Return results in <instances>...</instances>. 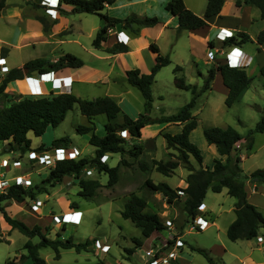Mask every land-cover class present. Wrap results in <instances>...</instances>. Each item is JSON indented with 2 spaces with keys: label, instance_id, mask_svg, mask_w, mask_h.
Returning a JSON list of instances; mask_svg holds the SVG:
<instances>
[{
  "label": "rangeland",
  "instance_id": "rangeland-1",
  "mask_svg": "<svg viewBox=\"0 0 264 264\" xmlns=\"http://www.w3.org/2000/svg\"><path fill=\"white\" fill-rule=\"evenodd\" d=\"M8 2L10 3V8L13 9L21 3V0H8ZM26 2L27 4L24 6L23 14L18 18L17 25L14 18L6 19L3 17V9L1 10V36L8 37L9 39L13 38L18 26L21 29L27 27L25 24L27 17L39 18V16H43L47 23L51 25L48 34L54 33L61 37H64V34L74 29L73 23H76V31L74 34L67 35V39H74L73 36H79L83 45L66 43L63 45L65 46L64 49L71 48L72 51L84 56L90 63L97 64L93 58L94 61L90 60V55L87 51L83 50V48L87 47V50L88 48H92L91 44L96 36L97 27L103 23L98 14L77 12L69 15L59 14L56 15V17H52L54 15L48 12L45 7L47 4L44 3L43 0H32V2L26 0ZM58 2V0H53L54 4L52 3V5L57 6ZM60 7L62 8V5ZM63 8L69 9L70 7L65 4ZM54 20H57V22L53 24ZM27 28H30L29 31L31 33H36L38 31L37 25L35 24H30ZM186 34L185 30H182L176 33L172 38L170 35H166L164 38L160 39V44L165 50L164 54H168L172 61L159 70L156 75V81L152 85L154 101L150 113L151 116L175 113L191 100L193 96L192 90L179 88L175 84L174 68L177 64L182 66V71L179 72V75L183 76L187 82L196 84L198 90L204 84V76L200 74V71L206 74L209 64L207 65L205 63L204 54L199 63L196 64L193 61L190 57V39ZM7 48L10 49V45L0 41V56L5 54ZM41 48L42 46L39 45L35 49L32 46L26 47L21 52H16L13 58L19 60L23 57H29V55L32 54L36 55L39 53L40 55L42 51H46ZM208 48L209 46L206 42H201L197 46V50L205 54H207ZM15 50L16 49H14V51ZM57 51H60L59 47ZM48 55H50V53ZM147 56L150 57V59L145 58V55L141 56L145 63L148 62L149 64V62H155V54L152 51H150ZM208 58L212 60L210 57ZM4 65L7 66L8 69L12 68L9 62L2 65L0 64V84L7 74V71L4 70ZM142 65L145 67L143 63ZM59 72L60 71L46 74L48 75L47 81L46 83H42L44 86H41L40 82H38L39 79L37 76L40 74L39 72L34 73L32 76L33 78L26 79L25 77L10 82L7 89L0 93V109L9 105L20 96L36 97L49 95L51 90H53L54 93H59V90H63V88H57L55 90L51 82H49L50 79ZM251 77H253L251 86L244 91L245 93L232 106L226 105L225 92L217 83H215L211 91L206 92L205 90L197 97V104L195 106L197 108L194 111L196 112L199 123L197 128L192 131L190 137L202 150L204 162L207 165H211L215 158V150L207 146L209 143L204 135L205 127H224L232 125L240 133L246 135L251 129L256 127L261 119L264 110V79L260 75L259 70H256ZM44 78L46 79V77ZM35 82L38 83L39 86H37ZM59 82L61 81L59 80ZM78 84L76 83L74 86L75 94L79 97L88 99L105 95H117L123 91L122 85H116L112 81H110V83L80 82ZM131 88L132 91L129 93L131 103H120L122 107V112L119 115L120 119L125 113L132 116L137 115L136 109L139 104L142 105L144 109L145 98L140 89L132 85ZM32 89L35 91L39 89L42 93L33 94ZM64 91H66L65 88ZM142 100L143 103H141ZM106 121L107 116L104 113L95 117V131L99 135H104ZM82 124H88V119L82 114L78 104H75L73 109L67 113L66 118L58 126H50L41 136H36L30 131L28 136L33 141L32 146L34 148L42 145L46 148H50L48 152L51 154H53L55 149V147L51 145L52 141L67 136L70 138L68 144L69 148L78 146L77 148L81 150L80 156L90 157L94 155L95 147L89 141L90 134H81L77 131V127ZM160 125L162 126V124H147L143 131L142 141L137 138L133 139L129 137L130 135L127 133L126 140L128 143L126 147L130 148L134 142H141L144 146V151L146 149V155L144 154V157L150 163H152L154 159H167L170 156L169 152L177 154L178 151L174 148H169L167 140L160 135V130L158 131L157 128V126ZM168 128L169 132H175L174 130L176 127L174 125ZM157 132L158 135H156ZM150 136L153 137V139L156 137V140L154 139L156 142L146 138ZM254 137L253 148L248 149L244 143L242 144L241 166L244 174H250L258 168H264V131L256 132ZM8 147V143L0 141V180L6 179L8 181H13L17 175H30L34 184H40L42 180L48 176L50 171L49 168L53 164L52 158L46 161L40 159L38 154L33 158L31 157L32 150L26 151L25 153H21L20 150L6 151ZM109 155L110 158L108 163L111 166L117 165L121 155L119 153ZM125 157L134 163L130 166H120V179L114 187L107 186L109 175L105 172L99 173L97 169L93 168V174H85L91 178H98L103 184L94 197L88 198L80 195L79 179H77L76 176H71L57 183L55 187L46 185L49 192L38 194L37 196V199L42 201L39 209L33 208V204L37 199L31 198H26L23 202L12 201L7 206V210L13 216L22 219L27 224L33 226L39 223L44 228L48 227L45 231L51 238L66 239L72 236L75 242L90 241L88 249L82 250L81 252L76 251L74 248L61 249L60 258L56 257L55 250L50 246L42 247L40 249V255L45 258L47 264H149L146 250L163 245L165 250L164 254H167L166 250H168L169 245L166 246L164 244L168 238L172 237L174 232H178L177 234H180L181 238L185 241L183 249L178 250L180 256L177 259L181 257L178 262L183 259L184 264H211L204 254L196 250L197 248H201L208 252L216 264H263L261 261L264 260V254H262L264 251L262 252L258 249V237L233 241L229 239L227 235L226 226L234 215L233 209L236 202V198L228 193L227 188H224L221 192H214L209 189L203 205L205 215L208 217L210 224L204 230L193 229V218L184 210L183 201L177 200L176 204L168 203L163 193L154 191L144 184L146 178L151 177L155 182L163 181L174 185L180 179L181 173H185L187 170L178 167L176 174L169 177L157 171L155 168L148 173L139 168L138 161L130 154H125ZM3 159L9 161L8 166L2 164ZM17 159L21 160V165L14 164V161ZM194 162L197 163L196 160ZM181 165L184 166L183 164ZM248 182L247 180V188H249ZM179 184L185 187L183 181L179 180ZM261 184L257 194L251 197V199H253L255 205L264 213V183ZM133 191L148 199L150 202L148 207L150 209L153 207L155 210L159 208L162 211H169L167 217L170 216L169 218L172 220V229L166 225L167 220H165L167 228L155 231L147 238L143 236L141 228L136 226L131 219L123 217L121 210L124 208L126 200ZM75 201L80 204L84 211L80 221L78 223L59 222L58 218L62 219L65 211L74 209L73 204ZM211 211H213V213H211ZM55 215H57L58 218H56ZM79 217V214L67 215L69 219H79ZM163 218L165 219L166 216ZM212 218H217L216 225H212ZM5 221V218H3L0 212V237L5 240L0 241V264H6L9 260H15L16 264H30L29 259H20L22 254L28 253L24 245L29 237L18 229H12V227H8L7 230L4 227L6 224ZM261 235H264V227L260 230L259 236ZM134 237H139L143 240L142 246H136L133 241ZM32 239L34 242L40 241L39 236H35ZM101 244L110 245L109 251H104L100 248L99 245ZM131 248L134 249L133 252H130ZM177 259L169 262H161L160 264H179L175 262Z\"/></svg>",
  "mask_w": 264,
  "mask_h": 264
},
{
  "label": "trees",
  "instance_id": "trees-1",
  "mask_svg": "<svg viewBox=\"0 0 264 264\" xmlns=\"http://www.w3.org/2000/svg\"><path fill=\"white\" fill-rule=\"evenodd\" d=\"M28 1L32 2V0ZM59 1L72 5L71 9L60 8L61 15L86 12L98 14L101 17L103 25L94 38L93 44L97 48H104L110 53L126 52L128 51V46L123 42L111 41L108 47H103L102 42L109 40V29L120 24L124 29L138 31L143 27L154 26L160 22L158 16H138L134 14L126 18H118L104 14L102 12L103 9L107 5L115 3L116 0ZM242 1L259 7L261 17L264 19V0ZM224 2L225 0H208L203 16L191 10L184 0H169L165 4V8L177 17L178 31L180 32L182 30H196L206 26L208 18L221 12ZM238 3L240 4L241 0H238ZM5 5L6 0H0V13ZM38 19L43 23L44 30L49 31L51 25L47 23L45 18L39 16ZM56 22L57 20H54L53 24ZM240 37L242 42L250 39L249 35L244 32L240 34ZM234 41V37L228 38L225 41V45H230ZM257 41L261 45L259 49L264 48V29L258 34ZM209 45L214 46L215 44L210 40ZM149 49L155 54V63L149 72H143L140 68H132L126 71L128 81L139 88L145 98V110L135 118L125 113L120 119L119 115L122 112V108L117 100L110 95L88 99L79 97L69 91L54 93L51 90L49 95L36 97L20 96L9 105L0 109V141L8 143L9 147L6 151L20 150L21 153L29 150L38 153L49 151L50 148L42 145L34 148L28 133L32 131L36 136H41L50 126H58L75 104H78L80 111L88 119V124L79 125L77 131L81 134H90L89 141L95 147L93 156L57 160L55 165L49 168L48 176L40 184H34L33 181L29 186L13 183L7 190L0 192V212L5 220L11 225L12 229H18L29 237L24 245L28 253L22 254L20 259H29L30 264H47L45 258L40 255L42 247L50 246L55 250L56 257L60 258L61 249L74 248L76 251L81 252L88 249L90 241L75 242L72 236L66 239L51 238L45 231L48 227L44 228L39 223L31 226L22 219L13 216L7 210V206L12 201L23 202L26 198L37 199L38 194L49 192L46 185L55 186L57 183L62 182L66 176H76L79 179L80 195L88 198L94 197L103 184L98 178L86 176L87 170L95 168L99 173H107L109 175L107 186L114 187L120 179V166H130L134 163L125 157L127 153L138 161L141 170L148 173L152 168H155L164 175L171 176L183 164L189 171L185 187H172L167 182H155L151 177H147L144 184L154 191L163 193L168 203H174L183 194L185 196L183 201L184 210L192 218L199 213V207L203 203L209 188L214 192H221L224 188H227L228 193L236 198V218L227 230L229 239L233 241L252 239L260 235V230L264 227V213L249 201L245 183L248 179L252 182H264V168H258L250 174H244L241 166V153L243 143L248 149L253 148L254 134L264 131V110L256 127L251 129L246 135L240 133L232 125L227 127L207 126L204 128L207 142L214 144L221 156H226L225 161L222 158H216L212 166H204L202 150L190 137L191 132L199 123L197 116L192 114V108L196 105L197 97L211 86V82L218 72L221 73L223 82L229 90L225 100L227 106H232L244 91L251 86L253 77L248 74L245 66H230L225 61H218L217 64L211 66L207 79L198 90L196 84L187 82L183 76L179 75V72L182 71V66L177 64L174 68L175 84L182 89H191L193 96L179 111L168 115L164 114L160 117H153L150 114L154 101L152 85L159 70L163 66L170 64L172 60L168 54L165 55L160 51L158 44L155 42L150 44ZM83 64L82 58L70 52L64 53L55 61L46 57L32 58L26 61L22 67L15 66L7 71L4 80L0 84V93L7 89L10 82L31 77L36 72L40 74L54 73L67 67H81ZM25 69L27 72H25ZM260 75L264 79V66L260 69ZM102 113L106 114L107 121L105 123V134L99 135L95 131L94 119ZM154 123H180L184 124V126L179 132H161V135L167 140L168 147L176 149L178 153L169 152L170 156L167 159H154L150 163L144 157L143 144L134 142L130 148H127V138L121 132L127 130L129 137L140 140L143 128L147 124ZM69 141L70 138L64 136L54 139L51 145L55 148H67ZM108 153H119L121 155L117 165L111 166L108 161H102L103 156ZM192 157L199 164V168L194 165ZM75 205L76 203L74 202V208H76ZM147 206L148 199L133 191L126 200L121 214L123 217L131 219L136 226L141 228L143 236L148 238L153 232L166 229L167 226L160 219L157 212L146 211ZM35 236H39L40 241L34 242L32 238ZM0 241L5 240L0 237ZM133 241L137 247L142 246L143 240L141 238L134 237ZM196 250L204 254L209 263L216 264L214 259L204 249L197 248ZM133 251L134 249L131 248L130 252ZM6 264H16V262L15 260H9Z\"/></svg>",
  "mask_w": 264,
  "mask_h": 264
},
{
  "label": "crops",
  "instance_id": "crops-1",
  "mask_svg": "<svg viewBox=\"0 0 264 264\" xmlns=\"http://www.w3.org/2000/svg\"><path fill=\"white\" fill-rule=\"evenodd\" d=\"M168 1L169 0H116L115 3L107 5L103 9L102 12L112 17L126 18L134 14L138 16H158L160 19V22L154 26L143 27L138 31H134L132 29H124L123 27H121L120 24L117 25L116 27L111 28L112 31L109 34L110 41L112 42L119 41L117 36H118V33L121 31H124L125 37H122L123 35L122 36L120 35V38L127 39V37H129L127 42L125 43L128 46V51L110 53L106 51V49L104 48H97L93 44V41H92V44H91L92 48L90 49L88 48L87 50V47H86V48H83V50L87 51L91 57L90 60L91 61L95 60L97 64L90 63L84 56L80 55L79 53L75 51H72L71 48L64 49L65 46L63 45H65L66 43H76L80 46L83 45L79 36H73L74 39H71V38L67 39L68 37L67 35L74 34V32L76 31V28H75L76 23L75 24L73 23L74 29H72L67 34H64V37H61L60 35L54 34V33L48 34V31L44 30L43 23L36 17H27L25 21V24L27 27L30 24L37 25L38 31L36 33H31L29 31L30 28L28 29L26 27L25 29H21L18 26L17 31L15 32L13 38L9 39L8 37L0 35V41L10 45V49L7 48L5 51V54L0 56V63L6 64L7 62H9L12 67H15V66L21 67L25 64L26 61L32 58L46 57L52 61H55L64 53L70 52L82 58L84 61V64L81 67H77V68H68V67L64 68L62 69L63 71L60 70V72L54 76V77L71 76L73 79V82L70 85L66 84V85H63L62 87H59V88H63V90L62 89L59 90L60 92H63L65 88L66 91L73 92L75 94L74 86L76 85V83L78 84L80 82L110 83V81H112L116 85H119V86L122 85L123 91H121L117 95H110V96L114 97L119 104L122 102L131 103V100L129 99V93L130 91H132V88H131L132 84L127 79L126 71L131 68H140L143 72H148L155 62L152 61L151 63L149 62V64L148 62L145 63V61L142 60L141 56L145 55L146 56L145 58L150 59V57L147 56L148 53L151 51L149 49L150 44L152 42H155L156 44H158L160 51L164 54L165 50L160 44V39L164 38L166 35H170L172 38L176 33H179L177 17L172 12L168 11L165 8V4ZM184 2L191 10H193L198 15L203 16L205 14L208 0H184ZM44 3L47 4L48 7L45 6L47 9L51 6H55V5H52L53 0H45ZM26 4H27L26 0H21V3H19L18 6L11 9L10 3L8 2V0H6V5L3 8L2 16L5 17L6 19L14 18V21L16 22V25H17L18 18H20V16L23 14V9ZM52 17H56V16H52ZM102 25L97 27V30H96L97 33L102 27ZM263 29H264V19L261 17V10L259 9V7L252 5V4H246L242 0L240 4L238 3V0H225L221 12L213 17L208 18V24L206 26L196 29V30H185V33H187L186 34L187 37L190 39V45H189L190 50H191L190 57L197 64L199 63L202 55L204 54L205 63L207 65L209 64V68L206 74L202 73L201 71H200V74L203 75L204 80H206L211 66H213L214 64H217L218 61L226 62V58H227L226 52L229 51L233 47H238L242 49V52H243L239 65L245 66L248 74L252 76V74L256 70L260 71L261 67L264 66V48L259 49L261 45L257 41L258 34ZM225 32L230 33V36L228 38L234 37L235 41L231 45H223L224 46L223 51L217 54L214 60H210L207 54H205L204 52L200 53V51L197 50V46L201 42L208 43L209 48H210V45H209L210 40L213 41L214 44L217 43V45H219L221 41L217 39V35H223L225 34ZM242 32L247 33L249 35L250 39L248 41L246 42L241 41L240 34ZM110 41H109V45L111 44ZM38 45L42 46L41 49H45L46 51H42L40 55L39 53H37L36 55L32 54V55H29V57H23L19 60L13 58L16 52H21L24 48L29 47V46H32L35 49L37 48ZM58 47L60 51H57ZM209 48L207 49V52ZM14 49L16 50L14 51ZM49 53L50 55H48ZM1 58H5V60H2ZM142 63L144 64L145 67H143ZM47 76L48 75H45L44 77L47 78ZM71 77H69V80ZM155 81H156V77H155ZM42 83L43 82H40V85L44 86ZM215 83L221 86V88L225 92V96L227 97L229 90H228V87L224 84L223 78L220 72L216 74L215 78L211 82V86L206 90V92L211 91L214 88ZM61 85H62L61 82H59L58 80L57 86H61ZM57 88L58 87H55V90ZM141 103H143V100ZM139 105L136 109L137 115H133V116L130 115L131 117L135 118L140 113L144 112L145 105H144V109L142 105L140 106ZM195 106L192 108V114L197 116L196 112L194 111L197 108ZM153 117H160V116H153ZM154 124L159 125L158 123H154ZM173 125L176 127V129L174 130L175 132L181 131L184 126V124H180V123L162 124V126L161 125L157 126L158 131L160 130V135H161V132L168 131L169 129L168 127H172ZM224 127H227V126H224ZM144 128L142 130V137L140 138V141H142L143 139ZM156 135H158V132ZM146 138L152 139L151 141H154V139L156 140V137L154 139L151 136L146 137ZM207 146L208 148H213L215 150V158L213 159L210 166L213 165L214 160L216 158H222L224 161L226 160V156H221L218 153L217 148L214 144H209ZM144 153L146 155V149ZM192 160H193L194 165L197 168H199V164L194 162L195 160L193 157H192ZM203 164L204 166L207 165L204 162V160H203ZM180 167L185 168L187 170L185 173L182 172L180 175L179 180L184 182L186 181V177L189 174V171L186 167L182 165H180L179 168ZM152 169L150 171H152ZM177 170L178 168L175 170V172L172 175H175ZM67 177H71V176H66L65 178ZM179 180L176 184L174 185L170 184V185L172 187L181 186L179 184ZM248 181H249L248 183H249V188H250L249 189L246 187V190L248 193V199L250 202L255 204L253 199H251V197L257 194L258 189L260 188V185H262L261 183H264V182H252L249 179ZM55 186H51V187H55ZM184 199H185V196L182 194L179 200L184 201ZM176 202L177 201H175L173 204H176ZM149 205H150V202L148 201V206ZM75 206L76 208L72 209L71 211L80 210L82 211V214H83L84 211L82 207L80 206V204L76 202ZM148 206L145 210L151 211V212H157L158 215L160 216V219L163 222H165V220L170 219L169 218L170 216L167 217V214L169 213V211L167 210L162 211L159 208L158 210H155L153 207L150 209ZM233 210H234V215L232 219L229 221L228 225L226 226L227 230H228L229 225L236 218L235 206ZM66 212L68 211H65L64 213ZM211 213H213V211H211ZM163 215L166 216L165 219L163 218L164 217ZM211 221H212V225L217 224V218H212ZM5 222L6 224L4 227L8 230V227H11V225H9L7 221ZM261 236L263 237L264 235H261ZM257 240L259 241L258 249L263 252L264 251V248H263L264 237L262 240H259L258 238ZM262 254H264V252ZM179 259H177V261L175 262H178ZM261 262L264 264V260H262ZM178 263L184 264L183 259L182 261H179Z\"/></svg>",
  "mask_w": 264,
  "mask_h": 264
},
{
  "label": "built area",
  "instance_id": "built-area-1",
  "mask_svg": "<svg viewBox=\"0 0 264 264\" xmlns=\"http://www.w3.org/2000/svg\"><path fill=\"white\" fill-rule=\"evenodd\" d=\"M43 1H45V0H43ZM65 4L70 7L69 9L72 8V5H70L68 3H64V2L61 3L59 1L57 6H51L47 10L49 13H51L54 16L59 15L60 14V8H61L60 6L62 5V8H63V6H65ZM65 9H67V8H65ZM111 31H112V29H109L108 33L110 34ZM120 35L121 36L123 35L122 37H125L124 31L119 32L117 38L120 42L126 43L129 37H127V39H124V38H120ZM229 36H230V33H228V32H225V34H223V35H217V39H219L221 41V43H219V45H217V43H216L214 46H210V48L207 52V56L210 57L212 60H214L216 58V55L219 54L221 51H223V48H224L223 45H225V41L228 39ZM102 45H103V47H108L109 41L108 40L103 41ZM238 49H240V48L233 47L229 51L226 52V56H227L226 62L230 66H237L240 64L243 52H242V49H240V50H238ZM2 60H5V58H3ZM3 67H4L5 71L9 70L7 66L4 65ZM45 75L46 74H39L38 75V79L40 78L39 82L46 83L47 78L46 79L44 78ZM69 77H71V76L53 77L50 79L49 82H51V85L53 88H55L57 86L58 80L63 82L62 83L63 85H66V84L70 85L73 82V79L71 77L69 80ZM30 78H33V77L32 76L26 77V79H30ZM35 84L37 86H39L38 83L35 82ZM32 93L33 94H41L42 92L39 91V89H37L36 91L32 89ZM121 133L123 136L127 137V133H129V132L127 130H123ZM37 154H38V157L40 159H43L46 161L50 160L52 158V163H53L52 165H55L57 160H61V159H65V158L79 157L81 155V150H79L77 147H73V148L56 147L54 149L53 154L49 153L48 151H46L44 153H38V152L33 151V150L31 151V155H32L31 157L35 158L37 156ZM109 154L110 153L104 155L102 158V161L107 162L110 158ZM2 164L4 166H8L9 161L7 159H3ZM14 164L15 165H21V160L20 159L15 160ZM87 174L88 175L93 174V170L88 169ZM13 183L29 186V185H31L32 180H31L30 175H17L15 180H13V181H8L6 179L0 180V192L7 190L8 187ZM184 183H185L184 185L186 186L187 182L184 181ZM41 204H42V201L40 199H37V201L33 204V208L39 209V206ZM199 210H200L199 213L193 218L192 228L197 229V230H204L209 226L210 221H209L208 217L205 215L203 203L200 205ZM201 211L204 213H202ZM70 214H79L80 217H79V219H69V218H67V215H70ZM55 217L58 218L57 215H55ZM81 218H82V211L74 210V211H68V212L64 213L63 218L62 219L58 218V221L59 222L63 221V223H66V222L78 223ZM166 225L169 228H171L172 220L168 219L166 221ZM177 233L178 232H174L172 237L168 238L166 240V243L164 244L166 246L169 245L168 250H166L167 254H164L165 250L163 248V245L162 246L160 245L158 247H152L151 249L146 250V256L149 259V264H160L161 262H167V261L169 262L172 260H176L180 256L178 250L183 249L185 241L181 238L180 234H177ZM258 239L262 240L263 237L258 236ZM99 247L102 248L104 251H109V249H110V245H108V244H103V245L101 244V245H99Z\"/></svg>",
  "mask_w": 264,
  "mask_h": 264
},
{
  "label": "bare ground",
  "instance_id": "bare-ground-1",
  "mask_svg": "<svg viewBox=\"0 0 264 264\" xmlns=\"http://www.w3.org/2000/svg\"><path fill=\"white\" fill-rule=\"evenodd\" d=\"M0 64L2 65V63H0ZM37 77H38V76H37ZM39 79H40V78H39ZM62 83H63V82H61V84H62ZM62 86H63V84L61 85V87H62ZM59 87H60V86H59ZM59 87H58V88H59Z\"/></svg>",
  "mask_w": 264,
  "mask_h": 264
},
{
  "label": "water",
  "instance_id": "water-1",
  "mask_svg": "<svg viewBox=\"0 0 264 264\" xmlns=\"http://www.w3.org/2000/svg\"><path fill=\"white\" fill-rule=\"evenodd\" d=\"M25 72H27V70L25 69Z\"/></svg>",
  "mask_w": 264,
  "mask_h": 264
},
{
  "label": "clouds",
  "instance_id": "clouds-1",
  "mask_svg": "<svg viewBox=\"0 0 264 264\" xmlns=\"http://www.w3.org/2000/svg\"><path fill=\"white\" fill-rule=\"evenodd\" d=\"M1 59H3V58H1Z\"/></svg>",
  "mask_w": 264,
  "mask_h": 264
}]
</instances>
